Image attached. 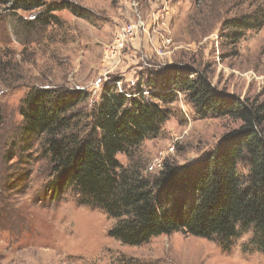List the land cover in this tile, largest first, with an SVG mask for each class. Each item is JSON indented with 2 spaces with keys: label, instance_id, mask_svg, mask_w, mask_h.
<instances>
[{
  "label": "rangeland",
  "instance_id": "obj_1",
  "mask_svg": "<svg viewBox=\"0 0 264 264\" xmlns=\"http://www.w3.org/2000/svg\"><path fill=\"white\" fill-rule=\"evenodd\" d=\"M43 1L65 2L85 16L60 10L49 25L37 26L29 13L0 7V264H264L251 226L238 227L228 248L181 232L140 245L112 238L114 221L101 209L79 203L80 195L66 183L61 190L49 187L53 176L43 140L23 135L19 113L35 89H80L88 98L76 108V121L89 129L105 84L115 82L124 92L141 89L146 75L172 63L207 74L215 89L241 101L264 103V24L247 30L235 46L221 37L227 19L264 7V0ZM162 2L169 15L155 18ZM137 15L150 24L148 33L116 48L119 28ZM167 107L158 136L130 152L148 172L165 160L195 164L240 124L198 117L181 93ZM116 157L128 163L123 153Z\"/></svg>",
  "mask_w": 264,
  "mask_h": 264
},
{
  "label": "trees",
  "instance_id": "obj_2",
  "mask_svg": "<svg viewBox=\"0 0 264 264\" xmlns=\"http://www.w3.org/2000/svg\"><path fill=\"white\" fill-rule=\"evenodd\" d=\"M3 6L14 14L29 13L37 26L49 25L60 10L85 16L65 2L0 0ZM263 24L264 7H256L227 19L221 37L235 46L247 30ZM177 65L157 67L141 89L124 92L115 82L105 84L89 129L76 121V108L88 98L84 90L35 89L19 111L22 133L42 138L53 176L49 187L72 186L79 203L101 209L114 221L108 234L123 244L181 232L228 248L238 227L251 226L255 245L264 250V103L241 101L215 89L207 74ZM179 93L198 117H228L240 124L195 164L165 160L158 171L148 172L130 152L158 136L169 117L167 106ZM119 153L128 158L126 165L117 159Z\"/></svg>",
  "mask_w": 264,
  "mask_h": 264
},
{
  "label": "built area",
  "instance_id": "obj_3",
  "mask_svg": "<svg viewBox=\"0 0 264 264\" xmlns=\"http://www.w3.org/2000/svg\"><path fill=\"white\" fill-rule=\"evenodd\" d=\"M168 6L165 5V3H161L160 10L163 14L166 16L169 15ZM137 20L135 22H132L130 24H127L125 26H122L119 28L117 35L115 37V43L114 46L116 48H121L125 45V42L128 39H132L137 33H148L150 24H146L142 19L140 15H137ZM155 18H158L155 17ZM174 150V147H168L167 153L172 152ZM158 165V167H156ZM157 165H150L148 169L153 170L154 168H160L161 163H158Z\"/></svg>",
  "mask_w": 264,
  "mask_h": 264
},
{
  "label": "crops",
  "instance_id": "obj_4",
  "mask_svg": "<svg viewBox=\"0 0 264 264\" xmlns=\"http://www.w3.org/2000/svg\"><path fill=\"white\" fill-rule=\"evenodd\" d=\"M160 7H161V4L159 5V8H160ZM159 8H158V11H157L159 15H157V16H160V15L162 16L163 13L161 12V10H160Z\"/></svg>",
  "mask_w": 264,
  "mask_h": 264
}]
</instances>
